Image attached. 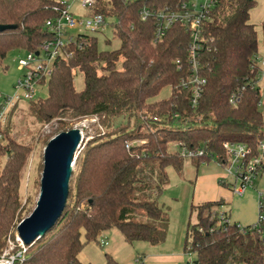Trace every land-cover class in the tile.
I'll list each match as a JSON object with an SVG mask.
<instances>
[{"label":"trees","instance_id":"trees-1","mask_svg":"<svg viewBox=\"0 0 264 264\" xmlns=\"http://www.w3.org/2000/svg\"><path fill=\"white\" fill-rule=\"evenodd\" d=\"M59 1L0 0V25L16 26L0 33V70L9 52L34 51L52 38L45 23L56 16ZM148 4L97 0L90 15L115 19L111 26L120 47L100 51L97 33H78L69 48L73 56L53 61L51 76L41 81L47 96L29 101L27 112L37 125L96 118L103 129L77 155L62 216L13 264H84L83 247L112 228L130 244H163L170 226L160 204L169 184L167 169L181 174L185 161L171 145L203 149L204 156L194 158L199 167L216 157L223 164L226 143L255 152L263 138L264 104L259 107L262 95L253 87L251 69L258 52L250 23L256 0H219L209 16L199 55L206 85L195 108L192 90L181 86L191 75L189 34L175 25L156 42L154 21L139 15ZM74 70L83 77L81 90L74 87ZM165 88L169 98L154 101ZM232 96L238 97L235 106ZM17 108L0 121V260L29 211L21 186L33 148L12 135ZM223 205L219 200L192 206L197 223L188 225L185 252L194 254L197 264H264V227L221 224L215 209ZM106 258V264H118Z\"/></svg>","mask_w":264,"mask_h":264},{"label":"rangeland","instance_id":"rangeland-1","mask_svg":"<svg viewBox=\"0 0 264 264\" xmlns=\"http://www.w3.org/2000/svg\"><path fill=\"white\" fill-rule=\"evenodd\" d=\"M81 0H69L72 7V12L79 18H86L90 15V11L83 8L80 3ZM108 1V0H104ZM199 3L205 0H197ZM115 21L114 18L106 19V25L102 32L97 33L98 48L100 51L116 50L120 47V41L116 39L113 33L111 23ZM250 23L255 26L257 31L258 52L257 57L259 62L264 61V0H256L255 7L250 12ZM75 33H85L83 29L74 31ZM25 51H11L8 53L5 60L3 70H0V103H4L6 98H11L16 93V84L20 80L26 70L20 69L18 60L26 57ZM121 68V64L118 65ZM74 76V87L77 90L83 89V77L77 71ZM99 73L102 69L99 68ZM264 89V83H263ZM171 94L170 88H165L158 97L154 99L163 100L169 98ZM47 90L40 85L37 90L36 99L45 98ZM15 103V104H14ZM29 101L16 100L8 108L12 111L16 106L17 110L11 117V124L13 126L12 135L19 142L31 144L33 148V155L30 159L27 173L21 186V195L24 197V202H28L29 217L37 206L40 196L41 179L44 170V151L48 143L58 134L71 130L72 128H81L83 133V146L91 140L99 130L98 120L84 119L72 120L70 118L54 120L45 125H37L32 117L27 112ZM262 141L264 142V132ZM137 144V143H134ZM176 144L171 145V150H178ZM78 152V154H79ZM77 154V155H78ZM76 155V158H77ZM76 171V163L74 172ZM169 177V184L167 185L160 204L164 207L170 221L168 237L166 241L157 246H153L146 242L127 243L123 235L115 228L101 234L97 242L86 244L80 255L79 260L84 264H106V255H110L118 264H137L140 258H152L155 255H161V264H189L194 263L196 256L194 254H184L185 242L187 238L188 225L197 223V212H192V206H197L202 203L206 197H216L214 200H224L225 205L216 208L218 212H227L231 222L238 224L242 228L251 227L258 222L260 214V202L264 199V171L254 181L252 187L242 195L234 194L229 187H223V190H218L217 193L210 189L208 178L212 175H220L228 183L231 179H226V172L215 159L208 162L201 163L197 167L195 159L185 158L184 168L181 174L177 173L174 168L167 169ZM205 181L196 182V179L202 178ZM26 217V218H27ZM25 218V219H26ZM16 238L10 242L9 249L0 261L7 264H13V259L20 258L26 249L22 244H19ZM264 238V232H263ZM102 241H107L106 247L101 246ZM180 256L181 259L177 262L173 259ZM173 256V257H172ZM172 257V258H169ZM172 260V261H171Z\"/></svg>","mask_w":264,"mask_h":264},{"label":"built area","instance_id":"built-area-1","mask_svg":"<svg viewBox=\"0 0 264 264\" xmlns=\"http://www.w3.org/2000/svg\"><path fill=\"white\" fill-rule=\"evenodd\" d=\"M97 0H81V6L87 10L92 9ZM126 2L148 1L144 5L139 15L143 21L152 19L155 24V41L164 38L166 33L175 25H181L189 34V63L191 66V75L181 81V86L192 90L191 105L195 108L202 96L203 88L206 85V79L201 75L199 55L204 49L206 43L205 25L209 16L216 8L219 0H205L199 3L197 0H124ZM163 1V2H162ZM69 0H60L53 7L56 16L45 23V28L52 35L51 39L46 40L34 51L26 53L25 58L18 60L20 69L26 70L24 76L16 84V93L11 98H6L4 105L0 109V121L8 112L9 106L16 100L32 101L36 98L38 87L41 81L49 78L52 73V63L58 58H71L72 52L69 51L71 45L77 44L74 31L79 29L88 33L102 32L106 25V19L102 14L89 15L86 18L79 19L72 12ZM80 46V44H78ZM179 63V61H178ZM253 73V87L261 92L259 107L264 104V61L259 62L255 56L251 66ZM76 75L75 70L73 71ZM0 98L2 95L0 93ZM238 97L232 96L230 103L236 105ZM129 148V146H127ZM226 160L221 167L226 172V179H231L228 183L224 178L220 181L230 190L239 196H242L247 189L253 186L254 181L264 171V142L262 139L254 152L247 145L226 143L224 145ZM179 152L184 158H198L204 156L203 149L179 148ZM217 160V157L215 158ZM260 214L258 222L251 226V230H261L264 227V199L260 202ZM221 224H231L227 212L217 213ZM241 230L245 228L240 227ZM19 244L23 243L17 237ZM107 241H102L101 246L106 247ZM23 248L24 245H23ZM21 257V256H20ZM14 261V259H13ZM143 264V259H139L137 264ZM194 264V263H189Z\"/></svg>","mask_w":264,"mask_h":264},{"label":"water","instance_id":"water-1","mask_svg":"<svg viewBox=\"0 0 264 264\" xmlns=\"http://www.w3.org/2000/svg\"><path fill=\"white\" fill-rule=\"evenodd\" d=\"M14 29L16 26L0 25V33ZM83 139L82 129L75 127L55 136L45 148L37 206L17 227V235L24 247L43 238L62 216L70 195L76 155L82 148Z\"/></svg>","mask_w":264,"mask_h":264},{"label":"crops","instance_id":"crops-1","mask_svg":"<svg viewBox=\"0 0 264 264\" xmlns=\"http://www.w3.org/2000/svg\"><path fill=\"white\" fill-rule=\"evenodd\" d=\"M204 177H202V178H198V179H196V182H197V185H198V182L199 181H201V182H203V181H205L204 179H203ZM223 178H221V176L220 175H212V176H210L209 178H208V180H209V186H210V189L214 192V194L215 193H217V191L220 189V190H223L224 188L221 186V184H220V181L222 180ZM216 197L214 196V197H206L204 200H203V202L202 203H200V204H198V205H201V204H204V203H206V202H211V201H215L214 199H215ZM218 201V200H217ZM184 254L186 255L187 253L185 252V249H184ZM173 257V256H172ZM172 257H169V258H172ZM162 257H161V255H155V256H153L152 258H142L143 259V264H161V261H160V259H161ZM173 258H175V257H173ZM172 258V260L174 261H178V260H180L181 259V257L180 256H178L177 255V257H176V259H173ZM171 260V261H172ZM188 264V263H187Z\"/></svg>","mask_w":264,"mask_h":264},{"label":"bare ground","instance_id":"bare-ground-1","mask_svg":"<svg viewBox=\"0 0 264 264\" xmlns=\"http://www.w3.org/2000/svg\"><path fill=\"white\" fill-rule=\"evenodd\" d=\"M0 264H7V263H5L4 261H0Z\"/></svg>","mask_w":264,"mask_h":264}]
</instances>
